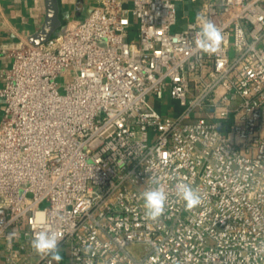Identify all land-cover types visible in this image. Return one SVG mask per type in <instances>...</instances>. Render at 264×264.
<instances>
[{
  "label": "built area",
  "instance_id": "built-area-1",
  "mask_svg": "<svg viewBox=\"0 0 264 264\" xmlns=\"http://www.w3.org/2000/svg\"><path fill=\"white\" fill-rule=\"evenodd\" d=\"M208 21L214 52L195 44ZM176 24L175 0H98L2 50L0 264H54L31 246L40 231L61 264H264V0H206ZM149 190L166 197L155 220Z\"/></svg>",
  "mask_w": 264,
  "mask_h": 264
},
{
  "label": "crops",
  "instance_id": "crops-1",
  "mask_svg": "<svg viewBox=\"0 0 264 264\" xmlns=\"http://www.w3.org/2000/svg\"><path fill=\"white\" fill-rule=\"evenodd\" d=\"M206 0H175L178 29L194 19ZM98 0H0V88L2 71L12 58L3 49L21 43L39 44L53 37L65 25L81 21ZM3 100L0 98V119ZM61 253V252H60ZM64 260V254L61 253ZM54 264L56 262L54 261Z\"/></svg>",
  "mask_w": 264,
  "mask_h": 264
},
{
  "label": "clouds",
  "instance_id": "clouds-1",
  "mask_svg": "<svg viewBox=\"0 0 264 264\" xmlns=\"http://www.w3.org/2000/svg\"><path fill=\"white\" fill-rule=\"evenodd\" d=\"M224 37L217 26L208 21L203 24L201 30L196 33V47L204 52H214L221 45ZM182 198L186 201L187 210H191L201 203L199 196L187 185H178ZM145 216L155 220L164 211L166 197L161 190H149L144 192ZM31 246L37 254L50 256L56 264L63 259L60 253L59 241L54 233L40 231L33 235Z\"/></svg>",
  "mask_w": 264,
  "mask_h": 264
},
{
  "label": "rangeland",
  "instance_id": "rangeland-1",
  "mask_svg": "<svg viewBox=\"0 0 264 264\" xmlns=\"http://www.w3.org/2000/svg\"><path fill=\"white\" fill-rule=\"evenodd\" d=\"M132 23L135 22V19L131 17ZM135 31H131V35H134ZM69 75L64 73L58 78V89L61 90L63 85L68 81ZM149 102L161 113L162 116H166L172 112H175L178 109L177 103L171 100L168 96L163 99H157L153 96L148 98ZM146 249V245L137 244L133 247V252L137 255L142 254Z\"/></svg>",
  "mask_w": 264,
  "mask_h": 264
}]
</instances>
